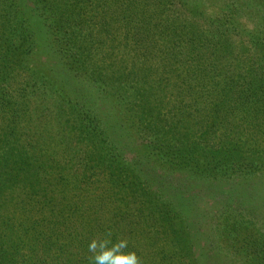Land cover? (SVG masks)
<instances>
[{
  "label": "trees",
  "instance_id": "obj_1",
  "mask_svg": "<svg viewBox=\"0 0 264 264\" xmlns=\"http://www.w3.org/2000/svg\"><path fill=\"white\" fill-rule=\"evenodd\" d=\"M155 2L0 0V264H264V45Z\"/></svg>",
  "mask_w": 264,
  "mask_h": 264
},
{
  "label": "rangeland",
  "instance_id": "obj_2",
  "mask_svg": "<svg viewBox=\"0 0 264 264\" xmlns=\"http://www.w3.org/2000/svg\"><path fill=\"white\" fill-rule=\"evenodd\" d=\"M156 2L157 8H162L160 6L162 4L181 28L188 23L192 25L195 23L201 29L199 26L201 20L207 21L208 26L216 23L228 26V30H225L223 35L224 39L227 38L224 44L227 50L225 55L228 58L236 55L235 63H249L247 48L259 49V46L262 48L261 46L264 45V0H156ZM42 60H45V56ZM39 62L41 60L37 62L38 66ZM198 206L205 212L213 207L216 208L211 196L200 199ZM200 228L205 232L211 231L207 219L205 225ZM205 234L202 232L197 235V244L200 247L206 244L205 241L210 237Z\"/></svg>",
  "mask_w": 264,
  "mask_h": 264
},
{
  "label": "clouds",
  "instance_id": "obj_3",
  "mask_svg": "<svg viewBox=\"0 0 264 264\" xmlns=\"http://www.w3.org/2000/svg\"><path fill=\"white\" fill-rule=\"evenodd\" d=\"M109 241L99 242V251L94 257L95 264H138V257L135 252L122 253L120 250L126 247V242L121 241L108 247ZM90 250L96 251L97 242L93 241L89 245Z\"/></svg>",
  "mask_w": 264,
  "mask_h": 264
}]
</instances>
